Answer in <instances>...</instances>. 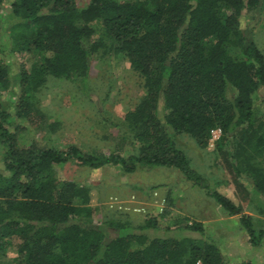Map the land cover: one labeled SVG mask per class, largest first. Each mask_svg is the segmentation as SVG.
Wrapping results in <instances>:
<instances>
[{
  "label": "trees",
  "instance_id": "1",
  "mask_svg": "<svg viewBox=\"0 0 264 264\" xmlns=\"http://www.w3.org/2000/svg\"><path fill=\"white\" fill-rule=\"evenodd\" d=\"M6 5L7 18L0 15L6 172L0 174V251L18 240L14 264H224L214 244L162 237L174 230L159 223L174 220L168 210L148 215L140 228L120 220L94 224L99 193L60 179L57 168L69 164L125 174L176 170L206 189L230 217L240 216L253 247L264 243V231L255 229L242 205L209 190L175 142L187 135L206 150L212 132L221 130L216 150L236 189L251 186L264 200V115L258 113L264 54L251 36L264 0H92L83 9L76 0H0V13ZM98 29L101 40H94ZM7 32L9 46L3 42ZM16 52L34 56L30 69L18 63L13 70L9 57ZM108 55L127 60L143 81V96L125 114L126 130L113 138L114 149L106 154L78 146L20 147L26 124L36 127L45 115L38 94L48 80L85 90L92 60ZM128 143L136 151L125 157ZM187 229L202 233L203 225Z\"/></svg>",
  "mask_w": 264,
  "mask_h": 264
},
{
  "label": "rangeland",
  "instance_id": "2",
  "mask_svg": "<svg viewBox=\"0 0 264 264\" xmlns=\"http://www.w3.org/2000/svg\"><path fill=\"white\" fill-rule=\"evenodd\" d=\"M91 1L76 0V3L83 9ZM9 12L10 6L6 5L0 15L7 18ZM6 21L5 19L4 22ZM251 36L264 54V12L254 24ZM99 39L101 40L100 29L94 36V40ZM3 42L8 46L11 43L9 32L3 34ZM34 59L30 53L16 52L10 55L9 62L13 65V70L18 63L30 69ZM261 95L262 99L258 96V113L264 115V88ZM142 96L143 81L131 69L127 60L112 55L94 58L91 62L89 88L87 86L85 90L69 81L53 78L48 80L38 94V106L45 115L36 127L26 124V129L19 136V145H38L61 150L78 146L88 153L102 151L108 154L115 147L113 138H122L126 130L121 129L125 114L135 109ZM175 142L189 157L191 168L206 179L209 190L227 196L236 205L249 208L253 211L255 229L264 231L263 199L251 186L243 190L236 189L219 159L216 146H208L206 150H202L187 135L176 136ZM134 151L136 147L128 143L125 157ZM4 154L5 149L0 145V174L5 175ZM57 173L62 180L74 181L99 193V199L92 207L91 219L94 224L126 220L136 227L144 226L147 214L118 210L116 207L112 208L111 204L117 201L131 203L133 200L136 202L135 206L145 207L148 214L154 213L156 199L153 194L157 193L160 198L167 200V209L168 204L172 203V210L176 211L172 216L175 223L168 217L165 220L159 219L161 228H174L164 236L162 234V237L178 240L189 237L199 243L214 244L220 249L224 264H264V243L259 247H253L249 243L239 216L229 218L215 200L208 196L206 189L193 186L176 170L140 169L135 174H125L115 167L92 170L69 164L57 168ZM246 193L248 199L243 201ZM136 218L140 221L133 222ZM198 223L203 225L202 233L186 230ZM18 244L19 241L15 240L13 246H6L0 251V264H14L18 258Z\"/></svg>",
  "mask_w": 264,
  "mask_h": 264
},
{
  "label": "built area",
  "instance_id": "3",
  "mask_svg": "<svg viewBox=\"0 0 264 264\" xmlns=\"http://www.w3.org/2000/svg\"><path fill=\"white\" fill-rule=\"evenodd\" d=\"M221 135H222V132L219 129L212 132L211 139L209 141V146L211 148L216 146V143L220 140ZM153 195L156 199V203L154 206L155 208L154 213L148 214V211L145 207L135 206L136 202L133 200L131 201V203H124V202L117 201L111 204V207L112 208L116 207L118 210L132 211L138 214H144V215L147 214V216L148 215L158 216V215L164 214V212L167 210V200L165 198H160L157 193H154Z\"/></svg>",
  "mask_w": 264,
  "mask_h": 264
},
{
  "label": "crops",
  "instance_id": "4",
  "mask_svg": "<svg viewBox=\"0 0 264 264\" xmlns=\"http://www.w3.org/2000/svg\"><path fill=\"white\" fill-rule=\"evenodd\" d=\"M248 191V190H247ZM246 199H248V194L246 193V195L244 196V198L242 199L243 201L244 200H246ZM239 201V200H238ZM263 201V205H264V200H262ZM169 202H171V201H169ZM240 202V201H239ZM247 202H248V200H247ZM172 205V206H171ZM168 211L170 212V214H169V216L170 217H172V216H174V212H176L175 210H172L173 208V204L172 203H170V205L168 204ZM242 207H243V209H244V214H246V215H249V216H251V217H253V215H252V213H253V211H251L249 208H245L244 207V205H242ZM225 212V211H224ZM180 214V213H179ZM229 217V216H228ZM234 217H238V216H234ZM229 218H232V217H229ZM239 218H241L240 216H239ZM172 219H174L173 217H172ZM175 220V219H174ZM174 220H171L170 219V221H172L173 223H175V221ZM122 222H128V223H130L129 221H124V220H121ZM138 221H140L139 220V218H136V219H133V222H138ZM131 224V223H130ZM145 224V223H144ZM132 225V224H131ZM132 226H134L135 228H140V227H136L135 225H132Z\"/></svg>",
  "mask_w": 264,
  "mask_h": 264
}]
</instances>
